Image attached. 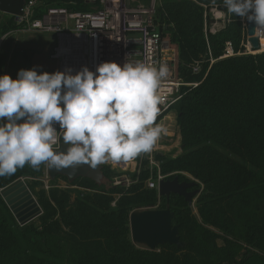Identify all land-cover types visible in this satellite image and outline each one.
Wrapping results in <instances>:
<instances>
[{
	"label": "rangeland",
	"instance_id": "1",
	"mask_svg": "<svg viewBox=\"0 0 264 264\" xmlns=\"http://www.w3.org/2000/svg\"><path fill=\"white\" fill-rule=\"evenodd\" d=\"M39 1L43 4V0ZM151 2L154 9L159 4V0H119L118 8L147 9ZM62 4L67 7V15H94L103 6L99 0H64ZM214 12L223 17L215 29L231 22L229 15L216 8L205 12L202 34L206 47V33H211L215 23ZM155 20L154 28L158 31ZM67 23L70 31L59 37L53 33L18 32L9 25L0 33L1 37L8 34L0 45V75L16 79L19 70L34 68L38 74L57 72L62 59L53 56L57 57L61 50L71 54L72 44L80 47L73 52L81 59L83 44L78 36V40L68 37L74 33L72 20L67 19ZM236 29L237 35L231 40L236 48L234 57L246 60L241 66L230 68L225 85L214 88L217 95L226 89L234 101L230 119L207 136H200L192 124L183 134L178 117L187 95L204 81L206 74L199 80H188L198 77L211 58L200 53L180 59L170 43V35L159 32L162 40L175 50L176 80L196 84L184 85L182 97L172 105L166 118L158 119L157 124L166 127L167 134L161 136L151 152L137 157L132 171L100 165L107 177L101 185L84 178L71 183L61 176L50 180L45 164L38 171L27 165L20 169L26 174L19 179L27 185L40 214L19 224L0 197V209L5 210L11 222L28 231L24 236L12 229L0 236V264H46V260L52 264H264V44L256 51L251 49L246 18L239 20ZM260 33H255L256 38ZM122 41L127 43L126 61L139 62L138 36L126 33ZM194 67H198L199 73H193ZM238 71L242 74L238 75ZM194 153L201 156L198 164L212 169L213 175L197 176L201 170L192 162ZM175 176L180 181L196 182L200 190L190 206L179 197H170L175 223L182 225L180 237L185 248L164 246L149 251L134 245L130 213L164 208L163 197L150 185ZM103 183H111L119 190L106 193ZM148 190L155 194L153 201L148 200Z\"/></svg>",
	"mask_w": 264,
	"mask_h": 264
},
{
	"label": "clouds",
	"instance_id": "2",
	"mask_svg": "<svg viewBox=\"0 0 264 264\" xmlns=\"http://www.w3.org/2000/svg\"><path fill=\"white\" fill-rule=\"evenodd\" d=\"M223 5L264 33V0H223ZM71 71L38 74L34 68L19 70L16 79L0 75V177L26 165L37 171L42 164L95 169L130 161L151 152L167 134L155 123L167 65L103 62L95 73L87 67ZM61 142L64 152L54 149Z\"/></svg>",
	"mask_w": 264,
	"mask_h": 264
},
{
	"label": "trees",
	"instance_id": "3",
	"mask_svg": "<svg viewBox=\"0 0 264 264\" xmlns=\"http://www.w3.org/2000/svg\"><path fill=\"white\" fill-rule=\"evenodd\" d=\"M63 1L64 0H43L44 6L38 9L37 16L41 17L46 12V8L67 10V7L62 4ZM211 8H216L217 10L229 15L231 22L215 34L207 32L208 46L206 47L202 34L204 21L203 15L205 12L207 14ZM154 18H156L155 24L158 26V32L163 35H170V43L172 46L176 47L177 56H179L180 59L181 57H190L201 53L207 59L210 57L215 61L212 64L207 61L201 74L198 77H191L188 80V82H193L201 79V77L206 74L204 81L187 95V103L178 117L183 134L187 132L185 131V128L191 126L192 124L197 127L200 136L210 135L232 116V105L234 104V101L229 97L226 89H224V91H220V94L217 95L214 94V88L216 86L225 85L231 75L230 68L233 66L239 67L246 60L244 57L234 56L219 59L222 56L224 44L226 42H230L232 44L233 50L236 53V48L231 40L234 39V35H237L236 28L241 17L228 13L227 9L223 5V0H159V4L155 5ZM8 24L12 25L11 19L8 20ZM7 29L8 27H4L1 30V33L5 32ZM241 72L242 71H238L237 74L241 75ZM194 156L196 157L193 158L192 162L197 163V167L201 170L197 173V176L201 177L207 174L213 175L212 169L205 167V164H198L201 156L197 153H194ZM217 159L218 158H216V160ZM25 174L26 173L24 171L18 169L14 175L0 177V189L8 186ZM102 174L103 178L107 180L103 171ZM86 180L95 184L89 179ZM103 187L106 190V193H112L115 190H119L118 187L113 186L111 183H103ZM148 194V200L153 201L155 199V194L151 191H149ZM181 199L183 200V198ZM10 220L11 218L6 214L5 210L0 209V236H2L4 232H8L12 229L24 236L28 234V231L20 229L18 225L14 224V222H11ZM173 224L179 226L180 236V229L182 225L181 223H175V214ZM164 246L174 247L169 245ZM46 264H52V262L46 260Z\"/></svg>",
	"mask_w": 264,
	"mask_h": 264
},
{
	"label": "built area",
	"instance_id": "4",
	"mask_svg": "<svg viewBox=\"0 0 264 264\" xmlns=\"http://www.w3.org/2000/svg\"><path fill=\"white\" fill-rule=\"evenodd\" d=\"M99 1L103 5L102 11L95 12L94 15L82 13L67 15V11L64 9L46 8V12L38 17V9L43 7V4L39 0H26L20 16H11L0 11V33L4 27H8V20L11 19L12 26L18 32L35 31L38 33H55L60 36L69 31L67 19H70L74 33L83 38L84 55L81 58L83 67H87L93 73H95L96 67L103 62H115L118 65L125 63L124 50L127 43L122 41V35L126 33L137 35L139 62L156 67L167 65L169 68V76L161 81L157 90L160 102L155 123L160 117L165 119L172 105L182 97V87L184 85L196 86V84H184L176 80L174 75L175 50L170 47L167 41L162 40L160 33L154 28V3L151 2L147 9L138 7L134 10H128L118 8L119 0ZM53 19L60 21H53ZM7 35L0 36V45ZM79 48V46H74L73 51L75 52ZM235 55L232 44L226 42L219 59ZM209 62L213 63L214 60L210 59ZM193 73H199L198 67L193 68ZM54 127L59 131L58 125H54ZM59 146V144H54V149H58ZM136 159L126 161L129 164L128 168L121 172L134 170ZM103 165L111 170L120 171L116 167L117 163L109 162ZM158 182L156 185L151 184L150 188L156 187L158 190Z\"/></svg>",
	"mask_w": 264,
	"mask_h": 264
},
{
	"label": "water",
	"instance_id": "5",
	"mask_svg": "<svg viewBox=\"0 0 264 264\" xmlns=\"http://www.w3.org/2000/svg\"><path fill=\"white\" fill-rule=\"evenodd\" d=\"M25 2L26 0H0V11L7 15L20 16ZM256 27L254 21L246 19V36L253 51L260 47L255 36ZM66 147L61 142V146L56 150L64 152ZM46 173L50 180L61 176L65 177L69 183L78 178H85L96 185H101L104 179L100 165L93 169L87 164H78L61 170L49 169L46 165ZM196 186V182L179 181L178 177L161 179L158 182L157 191L158 195L165 199V207L154 210H134L130 213L131 242L149 251H154L164 245L174 246L176 249L184 248L185 243L180 240L179 236V226L173 224L174 213L170 210L169 198L171 195L181 197L190 206L192 199L200 193ZM0 197L19 224H26L40 214V208L21 179L0 189Z\"/></svg>",
	"mask_w": 264,
	"mask_h": 264
},
{
	"label": "crops",
	"instance_id": "6",
	"mask_svg": "<svg viewBox=\"0 0 264 264\" xmlns=\"http://www.w3.org/2000/svg\"><path fill=\"white\" fill-rule=\"evenodd\" d=\"M213 20L215 21L214 23V26L211 27V30H209L212 34H215V32H219L220 30H222L224 28V25L223 26H219L217 29H215V25H221V20H222V14L219 13V12H214V15H213ZM69 25V24H68ZM72 30V29H71ZM70 31V30H69ZM74 33V31H73ZM55 34V33H53ZM58 36V35H56ZM78 35H76L75 33L74 34H71L69 35L68 37L69 38H72V39H77ZM59 37V36H58ZM80 39H81V42L83 40V38H81V36H78ZM78 40V39H77ZM68 41V39L65 40V43ZM71 47V54L69 53H65L64 54V50H61L60 53H58L57 57L56 56H53V59H59L61 58L62 60L59 59V72H65L66 70L68 69H71V74H74L76 73L77 70H81V68H83V63L81 62V59H77L78 57L76 56V54L73 52V44L70 46ZM51 62H54V61H51Z\"/></svg>",
	"mask_w": 264,
	"mask_h": 264
},
{
	"label": "bare ground",
	"instance_id": "7",
	"mask_svg": "<svg viewBox=\"0 0 264 264\" xmlns=\"http://www.w3.org/2000/svg\"><path fill=\"white\" fill-rule=\"evenodd\" d=\"M258 40H259V45H263L264 44V33H260L258 35ZM128 162H118L116 167L117 169H119L120 171H126L128 168Z\"/></svg>",
	"mask_w": 264,
	"mask_h": 264
}]
</instances>
